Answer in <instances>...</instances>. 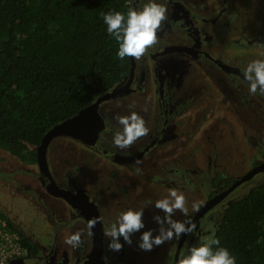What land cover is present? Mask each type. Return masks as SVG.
<instances>
[{"label": "flooded vegetation", "instance_id": "flooded-vegetation-1", "mask_svg": "<svg viewBox=\"0 0 264 264\" xmlns=\"http://www.w3.org/2000/svg\"><path fill=\"white\" fill-rule=\"evenodd\" d=\"M175 1L181 3L183 8L176 5ZM142 2L146 0H130L129 3L131 7H137ZM240 5L241 0H205V2L168 0V19L162 23L157 33L158 42L140 59L132 58V70H129V73L112 88H116L119 92L99 104L97 115L101 120V128L96 136L86 137L89 140L87 142L65 135L50 138L44 147V170L39 167L36 146L32 147L35 149L36 157V161L32 164L38 166L36 175L43 186V196H39V201L33 206L32 213L36 219H32L30 225H25L22 220H18V223L14 219L12 221L14 229L24 240L31 243L35 250L32 254L26 248V253L18 258L20 261L29 257L32 260L31 264H163L158 257L164 250L166 242L154 247L150 252L141 251L137 247L140 234L136 233L132 236L131 245L125 244L120 252H112L107 247L108 238L104 235V229L115 220L119 212L130 207L138 208L156 196L152 195L149 199H137L133 202L127 200L104 202L99 198L96 190L85 186L83 181L90 179L95 184L94 187L99 188V178L105 176L109 179V187L122 188L123 192L127 193L128 187H131L129 184L122 187L120 183H114L122 179L120 175L130 171L140 176L146 168L156 170L159 166L165 174L163 176L155 174L154 178H160L161 185L165 186L169 183L172 187L185 188L186 191L195 186L193 173L200 169L197 170L196 165H193L194 152L196 153L198 149L194 150L191 146L194 144L192 139L187 138L176 143L180 145L172 147L169 151L159 153L161 155L159 163H161H158V166L151 160L141 165L140 161L160 146L173 145L172 141L182 132L185 134L189 132L192 116L188 113L193 112L195 107H198L197 104L202 102V96L209 86L206 81L207 76L215 81L218 87L226 86L225 89L219 88V90L230 100V106L234 109L240 105L239 98L251 99L247 97L250 94L247 81L243 80V69L247 65L245 56L249 57L254 52L236 50L232 58H223L225 48L231 45L225 40L228 38L226 36L229 33L228 27L234 21ZM180 10L188 12L190 18L179 14ZM193 25H196L194 32ZM251 38L248 36L243 38L247 48L252 49L250 46L253 44L264 45V33L255 34ZM165 54H182L186 61L185 63L179 61L177 63L172 59L159 61L158 58ZM124 98H136L138 102L153 101L156 103L157 111L152 122L146 123L150 129L148 135L141 137L128 148L120 149L112 143V137L120 129V125L111 107ZM207 106L209 105L204 104L198 116L203 114ZM245 121L252 126L249 119ZM243 123L247 124L244 121ZM196 129L197 126L194 127V131ZM62 136L69 137L75 142L79 141L90 152H87L81 160H78L76 151H73L76 154H71V157L60 156L62 167L57 164L59 174L54 176L48 167V157L53 158V154L57 152L71 150V147L64 145L63 142L57 143V141L51 145L56 137ZM92 151L108 161L106 173L101 171L102 174L94 178L88 175L94 164L92 157L95 155L91 153ZM54 161L56 160L52 159L49 163ZM81 164L84 165V169ZM258 164L260 162L255 166ZM207 168L209 192L207 199L199 203L200 207L245 175L228 176L216 171L212 162L207 164ZM203 172L206 174V167ZM216 177H220L226 184V178L232 180L225 188L218 190L212 185ZM238 186L195 221L194 232L185 235L177 254L176 250L181 238L178 240L170 256L171 264H180V260L190 247L196 246L213 231L216 233L225 208L233 202L231 194ZM195 212L189 213L187 218L192 219ZM154 215L156 213L149 204L144 209L145 228L152 229L156 234L159 226L153 220ZM94 218L100 222L89 235L86 225ZM75 231L82 233L81 243L77 248H72L64 241ZM15 259L10 260L8 264H14Z\"/></svg>", "mask_w": 264, "mask_h": 264}, {"label": "trees", "instance_id": "trees-1", "mask_svg": "<svg viewBox=\"0 0 264 264\" xmlns=\"http://www.w3.org/2000/svg\"><path fill=\"white\" fill-rule=\"evenodd\" d=\"M129 2L0 0V148L35 162L30 146L129 73L130 57H116L102 17L126 13ZM226 180L216 177L212 185L221 190ZM0 217L16 231L2 210ZM215 235L237 264H264V182L225 208Z\"/></svg>", "mask_w": 264, "mask_h": 264}, {"label": "rangeland", "instance_id": "rangeland-1", "mask_svg": "<svg viewBox=\"0 0 264 264\" xmlns=\"http://www.w3.org/2000/svg\"><path fill=\"white\" fill-rule=\"evenodd\" d=\"M199 2H205V0H199ZM175 3L183 8L181 3H177L176 1ZM179 14L189 17V13L185 10H180ZM195 29L196 25H193L192 31L194 32ZM228 31L229 33L226 35L228 38L225 40L233 46L229 45L225 48L224 59L232 58L236 50L243 52L251 50L254 52L249 57L245 56L246 64L254 59L261 58V54L264 53V45L253 44V46H250L252 49H250L246 47L247 43L245 40L243 41V38L245 36L251 38L255 34L264 33V0H241L238 13L232 24L229 25ZM168 38L171 39V37ZM170 59L177 63L178 61L180 63L186 61L182 54H165L158 58L159 61ZM206 81L209 86L202 96V102L200 101L197 104L198 107H195L193 112L188 113L192 116V123H189V132L187 134L182 132L180 136L172 141L173 145L160 146L152 154L140 161L141 165L142 163H147V160H151L158 166L161 163H159L161 159L159 153L169 151L172 147L180 145L176 143L185 141L187 138L194 140V144L191 146L194 150H198L196 153L194 152L193 165H196L195 167H197V170L199 168L200 171L193 173L195 185L193 188L188 191L185 188H179L185 193L189 209L188 214L193 211L192 204L194 202L200 203L207 199L209 192V169L207 168V164L209 162L213 163L216 171L218 170L228 176L238 177L246 174L256 163L264 161V96L258 94L247 96L251 97L252 101L249 98H239L240 105L234 109L230 106V100L221 94L219 90V88L225 89L226 86L218 87L216 82L208 76L206 77ZM204 104H208L209 106H207L203 114L198 116ZM111 108L114 109V114L117 116L127 115L129 111L134 110L148 124L155 118L157 111L155 102H138L136 98H124ZM245 119H249L252 126ZM243 121L247 124L243 123ZM195 126H197L196 131H194ZM54 142H63L64 145L71 147V150L69 149L67 152H57L53 154V158L48 157V167L54 176L59 174L57 164L59 167H62L60 156L71 157V154L77 153L78 160H81L87 155V152H90L82 143L72 141L69 137H56L51 145ZM197 142L198 144H196ZM30 148L32 147L30 146ZM73 151H76V153H73ZM91 153L95 155L92 157L94 164L90 168L88 175L94 178L102 174L101 171L105 174L108 161L93 151ZM52 159L56 161L49 163ZM81 166L84 169V165L81 164ZM205 167L206 174L203 172ZM37 169V164H32L27 157L17 156L6 149L0 148V210H2L12 224L13 219L17 223L19 222L18 220H22V223L25 225H30L31 220L36 219V216L32 213V209L39 201V196H43V186L40 178L36 175ZM155 174L163 176L165 172L158 166L156 170L146 168L140 176L130 171L124 175H120L119 177L123 180L120 179L119 182L114 183H120L122 187H126L129 184L131 187H128L127 193H124L122 188L109 187V179L105 176L99 178V188H95V184L90 179L88 181L84 180L83 184L90 189H95L99 198L104 202L115 200L133 202L137 199L146 200L155 195L156 197L151 199L154 202L165 195L169 188H172V185L169 183H166L165 186L161 185L160 178H154ZM262 182H264V170L256 173L252 178L245 180L243 184L238 186L231 194L232 201L242 197L252 187ZM152 207L154 213L160 216L164 215L159 209L154 206ZM184 217L179 211L173 214L174 220L183 221ZM177 242L178 240L175 237L171 241L166 242L164 250L160 253V257L157 255L161 259L160 262L171 264L170 256L172 250H175ZM13 262L14 264H31L32 260L27 257L21 261L20 259H15Z\"/></svg>", "mask_w": 264, "mask_h": 264}, {"label": "clouds", "instance_id": "clouds-1", "mask_svg": "<svg viewBox=\"0 0 264 264\" xmlns=\"http://www.w3.org/2000/svg\"><path fill=\"white\" fill-rule=\"evenodd\" d=\"M168 11V0H146L137 7L129 6L126 13L115 10L102 13L106 32L117 44L116 57L124 60L126 57L140 59L144 56L158 42L157 33L162 23L168 19ZM243 80L247 81L250 95L264 96V53L261 58L246 65ZM115 118L120 129L114 133L112 143L117 148L130 147L150 131L144 118L134 110ZM149 204L164 213L163 216H153L159 226L156 234L152 229L145 228L144 209ZM199 208V203L192 204L194 212L199 211ZM176 211L181 212L186 219L174 220L173 214ZM188 212L185 193L177 187L169 188L165 195L154 202L148 200L138 208L130 207L119 212L115 220L104 229V235L108 238L107 247L112 252H120L125 244H132V236L136 233L140 234L137 247L145 252L152 251L154 247H159L174 237L179 240L182 235L193 233L196 228L192 220L187 218ZM99 222L95 218L88 221L86 227L89 235ZM81 235L80 231L72 232L64 242L77 248L81 243ZM180 264H237V259L227 247L221 245L213 231L196 246L190 247Z\"/></svg>", "mask_w": 264, "mask_h": 264}, {"label": "water", "instance_id": "water-1", "mask_svg": "<svg viewBox=\"0 0 264 264\" xmlns=\"http://www.w3.org/2000/svg\"><path fill=\"white\" fill-rule=\"evenodd\" d=\"M130 71L133 68V59L130 57ZM119 91L112 89L98 97L94 102L88 104L84 108H82L78 113L65 119L64 121L53 125L42 137L41 142L36 146L37 150V160L39 163V167L41 170H44V147L45 144L49 141L50 138L58 135H65L72 138H77L82 141H89L88 138L91 136H96L97 132L101 128V120L97 115V109L99 104L107 99L114 97ZM88 137V138H86ZM264 170V161L253 167L250 171H248L244 176L233 182L228 188L224 191L218 193L216 196L212 197L208 200L204 205H202L199 211H196L192 217V222L195 221L210 207L214 204L225 198L236 186L242 183L245 180L250 179L254 174ZM185 235H182L178 247L177 254L179 252L180 246L183 242Z\"/></svg>", "mask_w": 264, "mask_h": 264}, {"label": "built area", "instance_id": "built-area-1", "mask_svg": "<svg viewBox=\"0 0 264 264\" xmlns=\"http://www.w3.org/2000/svg\"><path fill=\"white\" fill-rule=\"evenodd\" d=\"M26 253L17 231L12 230L7 221L0 217V264H8L10 260L20 258Z\"/></svg>", "mask_w": 264, "mask_h": 264}]
</instances>
